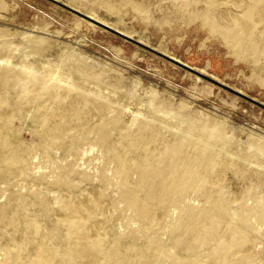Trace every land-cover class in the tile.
<instances>
[{
    "label": "rangeland",
    "instance_id": "obj_1",
    "mask_svg": "<svg viewBox=\"0 0 264 264\" xmlns=\"http://www.w3.org/2000/svg\"><path fill=\"white\" fill-rule=\"evenodd\" d=\"M55 1L264 105V52L237 50L201 19L209 14L215 23L230 28L234 19H241L248 0ZM259 13L264 12L260 9ZM0 29L6 32L3 39L7 42L0 49V61L7 59L15 72L30 68L44 78L59 75L61 87L70 82L88 100L81 125L68 124L64 146L54 145L47 152L39 148L41 128L31 99L21 101L20 114L10 107L2 109L12 116L7 132L12 142L26 151L29 167L24 175L0 174V205L11 202L8 215L14 214L19 225L25 222V215H37L47 231L59 217L57 199L86 205L101 193L103 211L96 217L104 222L105 234L126 233L138 226L118 199L115 163L95 140L101 120L110 119L117 120L109 138L114 147L118 148L122 131L135 132L148 124L156 133L150 144L155 152L176 133H185L189 125L195 129L220 125L228 140L224 146L226 165L211 171L208 188L233 206L241 201L250 203L254 196L264 198V155L255 151L264 143L263 108L48 0H0ZM255 34L261 36L264 48V22L256 25ZM36 37L43 41L34 46L29 40ZM5 95L14 99L15 89L0 93ZM60 96L69 103L75 93L62 91ZM42 105L43 112L52 108L48 101ZM60 169L69 171V188L55 185ZM34 196L52 209L48 215L41 213ZM16 198L27 204L28 212L17 207ZM192 202L198 205L200 200L192 197ZM165 230V224L154 228L163 240L167 239ZM7 242L6 237H0V245ZM137 243L143 244L144 239L138 237ZM59 245L63 247L62 242ZM256 246L252 255L261 259L264 236Z\"/></svg>",
    "mask_w": 264,
    "mask_h": 264
},
{
    "label": "bare ground",
    "instance_id": "obj_2",
    "mask_svg": "<svg viewBox=\"0 0 264 264\" xmlns=\"http://www.w3.org/2000/svg\"><path fill=\"white\" fill-rule=\"evenodd\" d=\"M248 3L241 19H234L230 28L215 23L209 14L201 19L237 50L263 53L255 27L264 22V13H259L260 9L264 12V0ZM5 33L0 29V49L7 45ZM42 41L39 37L29 40L34 46ZM6 60L0 61V93L15 89L16 97L0 96V174L24 175L29 170L26 151L8 135L12 116L2 109L10 107L20 114L21 101L31 99L36 108L35 121L41 128L39 148L47 152L54 145L64 146L68 124L81 125L88 100L70 82L61 87L59 75L44 78L30 68L15 72ZM62 91L74 92V100L65 103ZM46 101L52 108L43 112ZM56 117L62 121L55 122ZM116 122L101 120L95 140L115 163L118 199L138 226L126 233L105 234L104 222L96 217L103 211L101 193L86 205L57 199L59 217L47 231L37 215H25V222L19 225L14 214L8 215L10 202L0 205V237L8 239L0 245V264H264V254L261 259L252 255L257 240L264 236V198L254 196L250 203L241 201L233 206L218 191L208 188L211 171L226 165L224 146L228 140L220 125L196 129L189 125L185 133H176L155 152L150 144L156 133L148 124L140 125L135 132L122 131L118 148L114 147L109 138ZM255 151L264 155V143ZM57 174L55 185L69 188V171L60 169ZM192 197L200 200L198 205ZM15 201L21 211L28 212L22 199ZM33 202L42 214L52 211L38 196ZM163 224L166 240L154 231L155 226ZM138 237L144 239L143 244L137 243Z\"/></svg>",
    "mask_w": 264,
    "mask_h": 264
},
{
    "label": "water",
    "instance_id": "obj_3",
    "mask_svg": "<svg viewBox=\"0 0 264 264\" xmlns=\"http://www.w3.org/2000/svg\"><path fill=\"white\" fill-rule=\"evenodd\" d=\"M48 1H50V2H52V3H54V4H56V5H58V6L62 7V8H64V9H66V10L70 11L71 13H73L74 15L79 16V17H81V18H83V19H85V20H88V21H90L91 23H93L94 25H96V26H98V27H100V28H102V29H104V30H106V31H108V32H110V33H112V34H114V35H116V36H118V37H120V38H122V39H124V40H126V41H128V42H130V43H132V44H134V45H136V46H139V47H141V48H143V49H145V50H147V51H149V52H151V53H153V54L159 56V57H161V58H163V59L169 61L170 63H173V64H175V65H177V66H179V67H181V68H184L185 70L194 73L195 75L199 76L200 78H202V79H204V80H206V81H208V82H211L212 84H215V85H217V86H219V87H221V88H223V89H225V90H227V91L233 93L234 95H236V96H238V97H241V98H243V99H245V100H247V101L253 103L254 105H256V106L261 107V108L264 109V105H262L261 103H258V102H256V101L250 99L249 97H247V96L241 94L240 92L235 91V90H232V89H230V88L224 86L223 84H221V83H219V82L213 80L212 78H210V77H208V76H205V75H203L202 73L193 70L192 68L186 66L185 64L181 63L180 61H178V60H176V59H174V58H172V57L166 56V55H164V54H162V53H159V52L153 50L152 48H149V47L143 45L142 43H140V42H138V41H136V40H134V39H132V38H130V37L124 35V34H122L121 32H119V31H117V30H114V29L108 27L107 25H104V24H102V23H100V22H98V21H96V20H93L92 18H90V17H88V16H86V15H83V14L79 13V12L76 11V10H73V9H71V8H68L67 6H65V5L59 3V2H57V1H55V0H48Z\"/></svg>",
    "mask_w": 264,
    "mask_h": 264
}]
</instances>
